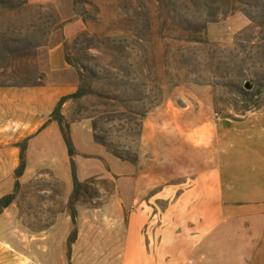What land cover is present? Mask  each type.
<instances>
[{"label":"rangeland","instance_id":"obj_1","mask_svg":"<svg viewBox=\"0 0 264 264\" xmlns=\"http://www.w3.org/2000/svg\"><path fill=\"white\" fill-rule=\"evenodd\" d=\"M57 45L87 93L68 101L66 124L88 122L120 166L101 173L100 158L80 156L99 173L74 195L69 159L25 155L18 212L43 214L48 229L73 200L81 254L69 264H196L214 139L223 154L245 125L264 123V0H0V88L45 84ZM10 148L0 145V195L20 165Z\"/></svg>","mask_w":264,"mask_h":264},{"label":"crops","instance_id":"obj_2","mask_svg":"<svg viewBox=\"0 0 264 264\" xmlns=\"http://www.w3.org/2000/svg\"><path fill=\"white\" fill-rule=\"evenodd\" d=\"M47 63L45 84L0 88V145L11 146V154L20 158L19 144L26 140L28 162L69 159L58 123L49 121L60 100L76 93L78 81L65 60L62 45L49 50ZM68 103L61 110L64 118ZM259 123L251 131L245 125L240 135L230 137L223 154L214 139L211 202L198 207L196 264H264V151H255L252 161L245 155L249 146L264 145V123ZM70 131L80 182L99 173L81 170L78 159L82 155L100 158L101 173L108 164L120 166L96 144L88 122L72 124ZM30 177L28 169L20 180L25 183ZM64 182L70 193L72 178L66 175ZM4 196L0 195V199ZM16 206L13 202L0 214V264H69L70 214L59 213L48 223L50 228H38L44 224L43 214L19 213ZM27 207L21 208L28 210ZM78 225L81 227L79 220ZM81 237L80 228L72 248L74 257L81 254ZM82 252L92 256L91 250ZM164 256H168L167 251Z\"/></svg>","mask_w":264,"mask_h":264},{"label":"trees","instance_id":"obj_3","mask_svg":"<svg viewBox=\"0 0 264 264\" xmlns=\"http://www.w3.org/2000/svg\"><path fill=\"white\" fill-rule=\"evenodd\" d=\"M86 92L82 87H79L76 93L63 97L60 102L58 103V106L56 107L55 111L53 112L50 121L49 122H57L62 133L63 140L65 142L68 157L70 161V173L71 178L73 182V188H74V195L79 191V189L82 187V184L78 180L77 176V165L74 160L76 156V149L74 147V143L72 141L71 137V131L70 126L66 124L65 118L61 114L62 107L65 103L68 101H77L82 99L84 96H86ZM21 154H20V165L15 171V183H14V189L13 192L9 195H6L0 199V214L2 211L6 208H8L16 199L17 193L20 189V179L23 177L25 171H26V160H25V151L27 149V144L24 142L21 145H19ZM70 214L72 219V225L73 230L72 233L68 239V259L71 262V255H72V246L75 244L78 236V230H77V213L75 209V205L73 200L70 202Z\"/></svg>","mask_w":264,"mask_h":264}]
</instances>
